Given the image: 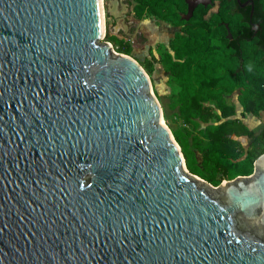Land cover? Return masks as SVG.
<instances>
[{
  "label": "water",
  "instance_id": "water-1",
  "mask_svg": "<svg viewBox=\"0 0 264 264\" xmlns=\"http://www.w3.org/2000/svg\"><path fill=\"white\" fill-rule=\"evenodd\" d=\"M185 1L186 20L212 2ZM101 6L0 0V264H264V152L190 172Z\"/></svg>",
  "mask_w": 264,
  "mask_h": 264
},
{
  "label": "trees",
  "instance_id": "trees-1",
  "mask_svg": "<svg viewBox=\"0 0 264 264\" xmlns=\"http://www.w3.org/2000/svg\"><path fill=\"white\" fill-rule=\"evenodd\" d=\"M237 6V0H212L196 6L187 20L182 17L185 0H139L132 8L137 17L146 7L179 26L167 45L157 44L158 58L149 48L151 57L140 63L151 73L156 58L168 73L167 80L178 86L171 97L182 125L171 132L187 169L212 184L250 174L255 158L264 152V127L254 132L235 115L234 103L225 96L238 89L242 114L264 111V23L261 34L250 38L251 33L241 28ZM105 37L115 50L130 54L128 39L108 28ZM241 135L252 136L248 146L238 138Z\"/></svg>",
  "mask_w": 264,
  "mask_h": 264
},
{
  "label": "rangeland",
  "instance_id": "rangeland-1",
  "mask_svg": "<svg viewBox=\"0 0 264 264\" xmlns=\"http://www.w3.org/2000/svg\"><path fill=\"white\" fill-rule=\"evenodd\" d=\"M101 1L104 26V32L100 36L101 40H106L105 32L107 28L111 30V33L128 39L132 45L130 55L136 58L139 63L144 61L147 57H151L149 48H151L155 57L158 58L160 54L156 47L157 44L163 43L167 45L169 37L173 35L175 30L179 29L178 25H173L171 22L155 16L146 7L143 8L142 15L137 17L132 8L133 4L139 0H113L116 1L115 7L117 3H119L118 9L120 10L116 16L117 19L111 17L106 10L110 0ZM125 25H127V27ZM113 26L115 27L113 28ZM156 58L153 59L152 71L148 74L151 80L152 91L161 105L163 119L168 127L172 129L182 125L175 114L176 107L171 97V94L178 90V86L167 80L168 73L163 69L161 63H159ZM238 91V89H235L225 93L226 100L234 103L236 109L235 115L248 124L254 132H257L264 127V111L260 110L258 113L245 112L242 114V106L237 99ZM251 137L252 136L241 135L238 138L244 146H248Z\"/></svg>",
  "mask_w": 264,
  "mask_h": 264
},
{
  "label": "flooded vegetation",
  "instance_id": "flooded-vegetation-1",
  "mask_svg": "<svg viewBox=\"0 0 264 264\" xmlns=\"http://www.w3.org/2000/svg\"><path fill=\"white\" fill-rule=\"evenodd\" d=\"M237 2L239 6L235 8V11L238 18L242 19L241 28L251 33L250 38L261 34L264 23V0H237ZM246 10H248L247 15Z\"/></svg>",
  "mask_w": 264,
  "mask_h": 264
},
{
  "label": "bare ground",
  "instance_id": "bare-ground-1",
  "mask_svg": "<svg viewBox=\"0 0 264 264\" xmlns=\"http://www.w3.org/2000/svg\"><path fill=\"white\" fill-rule=\"evenodd\" d=\"M103 32H104V26H103V15H102V6H101V29H100L99 35L101 36L103 34Z\"/></svg>",
  "mask_w": 264,
  "mask_h": 264
},
{
  "label": "crops",
  "instance_id": "crops-1",
  "mask_svg": "<svg viewBox=\"0 0 264 264\" xmlns=\"http://www.w3.org/2000/svg\"><path fill=\"white\" fill-rule=\"evenodd\" d=\"M118 4H119V3H117V6H116V8H115V10H114L115 15H111V17H113V18H116L117 14H118V12H119V10H120V9H118ZM113 28H114V26H113Z\"/></svg>",
  "mask_w": 264,
  "mask_h": 264
}]
</instances>
